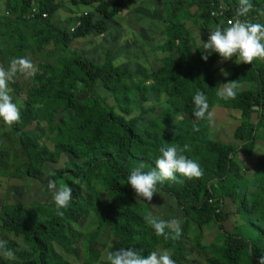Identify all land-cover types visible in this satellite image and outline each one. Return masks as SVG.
Segmentation results:
<instances>
[{"label": "trees", "instance_id": "16d2710c", "mask_svg": "<svg viewBox=\"0 0 264 264\" xmlns=\"http://www.w3.org/2000/svg\"><path fill=\"white\" fill-rule=\"evenodd\" d=\"M15 1V5L7 4L12 14L7 9L0 12V65L7 68L4 58L14 57L33 62L43 50L54 64L36 61L37 73L23 87L16 77L11 81L20 97L24 91V108L20 121L0 138L12 135L22 149L26 165L18 171L19 179L40 180L48 164L60 163L50 168L44 183L52 179L70 187L72 199L61 209L63 216L57 214L54 203L2 205L0 232L15 256L0 255V264H73L62 253L82 259L81 264H98L106 251L120 247H131L143 257L166 249L175 264H192L188 257L194 251L187 249V240L193 242L204 264H259L264 257V152L257 151L260 145L264 149V58L236 64L235 57L223 61L211 53L204 61L203 45L197 44L188 27L189 23L202 25L200 36L206 41L216 25L226 26L221 18L211 17L212 3L220 0H162V29L168 40L158 47L165 54L163 64L149 78L151 88L175 105L171 113L180 120L159 131L137 127L149 113L147 109L140 108L138 115L126 118L105 106L107 100L98 90L118 104L127 92L124 70L116 68L107 55L98 65L71 47L76 40L103 33L106 19L126 11L125 2L64 1L77 10L74 17L78 19L60 29L53 17L65 3L42 0L37 8L47 18L39 15L31 20V0ZM225 1L229 7L226 17H233L239 0ZM251 3L253 8L239 19L264 24V0ZM88 7L93 12L82 11ZM76 22L79 27L70 31ZM221 70L230 74L225 77ZM234 80L240 85L236 98L219 99L220 84ZM75 83L80 86L78 92L86 95L84 100L77 98ZM197 90L208 98V110L201 120L192 116V97ZM136 92L144 95L145 90L138 88L131 94ZM36 106L43 107L39 114ZM214 108L240 113L234 142L213 137L210 112ZM56 113L64 115L57 123ZM166 143L188 145L184 155L203 170L199 179L177 174L174 181L157 185L156 194L176 203L177 210L165 217L179 216L182 236L175 241L156 236L146 225L144 217L151 213L150 208L132 195L126 183L133 168L153 170L158 149ZM67 156L72 157L61 161ZM227 199L236 206V224H230ZM88 218L91 226L82 232V223ZM104 229L110 231L112 244L100 240ZM213 231L212 242L204 244L202 237Z\"/></svg>", "mask_w": 264, "mask_h": 264}, {"label": "rangeland", "instance_id": "374dc122", "mask_svg": "<svg viewBox=\"0 0 264 264\" xmlns=\"http://www.w3.org/2000/svg\"><path fill=\"white\" fill-rule=\"evenodd\" d=\"M56 2L65 3L68 0H55ZM65 1V2H64ZM114 2V0H108ZM122 1V0H120ZM118 1V2H120ZM160 1V0H158ZM6 2V3H5ZM42 0H31V3L34 8H37ZM15 5V0H0V12H4L5 9L12 14L9 10L11 8L7 4ZM129 0H126L125 5H128ZM143 6H146V2H141ZM151 5V3H149ZM155 8L150 9L151 19L146 20L145 14H148V9L143 13L140 12L141 9L137 8L135 14L139 15L138 17H131L127 14L128 7L130 10V5L126 8V11L121 15L112 16L105 21V29L101 34H91L90 36L82 39L81 41H75L71 44V47L77 48L83 52V54L93 61L94 63L100 65L104 61V57L109 56L116 68L124 70L127 78V92L124 95L126 99L122 103L123 99L116 104L111 96L102 90H98L100 96L106 98L105 106L107 108H113L116 113L123 115L126 118H131L136 116L139 113L140 108L147 109L148 114L141 117L140 121L137 123L139 129H155L157 131L163 130V128L168 127L172 128L176 122H178L180 117L172 115L171 111L175 108V105H170L166 100L164 95L158 94L156 89H152L153 82L149 78L150 73L157 67H161L163 64L162 59L165 57V54L158 50V47L164 44L168 38L163 35V17H164V6L162 3H156ZM10 5V6H11ZM69 4L65 3L54 15L53 20L55 25L63 29L75 22L74 17L78 14L77 10L74 8H69ZM126 7V6H125ZM182 8V7H180ZM181 9L178 10V12ZM82 11L93 12L92 8H86ZM130 22V23H129ZM72 25H70L71 27ZM69 27V28H70ZM79 27V26H77ZM191 33L197 40V44L201 45V36L200 32L203 31L202 25H194L189 23ZM32 46V45H31ZM35 47V46H32ZM52 48L50 47V50ZM44 52H39L40 54L33 61V64L36 61L39 63H53L50 60V56ZM6 64H9L10 59L4 58ZM54 64V63H53ZM7 67V65H5ZM227 74L229 70H225ZM17 84L20 87H23L21 84H26L29 81V78H26L23 75L17 74L16 76ZM74 90L77 92V98L84 100L86 95L78 92L80 86L78 83L74 84ZM9 88L11 89V95L13 97V103H16L20 108V115L24 108V91H21V97L14 91L9 83ZM138 88H144L145 93L141 95V92H136V94H131L132 91H135ZM43 110V107L36 106V112L39 114ZM212 119V131L213 137L219 139L223 142H234L233 132L234 129L238 126V117L240 113L232 109H218L214 108L210 112ZM61 113L55 114V123L63 117ZM255 117V116H254ZM41 128V127H40ZM44 130V129H43ZM154 130V131H155ZM10 131V126L6 125L2 120H0V134L4 132L7 133ZM153 131V130H152ZM46 136V135H45ZM49 143L51 147L52 144ZM257 151L264 152L263 147L260 145ZM22 149L12 135H8L0 138V209L4 204H49L54 203L51 199V193L47 189V184L44 183V179L48 174L50 168H55L60 166V163L57 164H48L49 168L44 173V176L40 180H29V179H19L18 171L21 170L25 165L26 161L23 156ZM72 156L62 157L63 159H71ZM132 195L136 197V194L133 190ZM137 198V197H136ZM141 203L147 204L150 208V211L153 215H160L161 219L177 210L176 203L167 196L162 194H154L152 200L142 201L137 198ZM142 199V198H141ZM226 210L232 214L230 219V224L237 223L238 217H235L236 206L229 199L226 200ZM172 218L178 219L179 216L175 215ZM91 226V221L88 218L85 222L82 223V232H85ZM215 232L207 233L202 237L204 244H210L213 240ZM6 239V237L0 232V240ZM16 240L11 238L10 240ZM102 242L107 244L113 243V238L108 229H104L101 233ZM16 241H20L17 239ZM186 246L188 250H193L194 253L188 257V260L192 264H204V259L199 254V252L194 249L193 242L186 241ZM57 251L60 253L59 249ZM62 252V251H61ZM61 254V253H60ZM67 260H70L73 264H81L82 259H75L69 255L62 253L61 254ZM81 256V255H80ZM82 257V256H81ZM98 264H101L99 262Z\"/></svg>", "mask_w": 264, "mask_h": 264}, {"label": "clouds", "instance_id": "9594fccd", "mask_svg": "<svg viewBox=\"0 0 264 264\" xmlns=\"http://www.w3.org/2000/svg\"><path fill=\"white\" fill-rule=\"evenodd\" d=\"M252 8L251 0H239L238 16H246ZM34 9L38 10V8ZM39 12L37 16L44 13ZM7 13L6 15L9 16ZM208 33L207 40L201 41L204 49L201 58L204 61H207L211 53H216L223 61L233 60L235 57L236 64H251L254 60L264 58V24L235 19L227 21L226 26L216 25ZM37 70L33 62L26 57L12 58L7 68L0 65V120L6 125L11 126L20 121V108L13 103L9 83L17 74L30 78L36 75ZM221 71L226 77L227 73ZM220 85L222 87L217 93L219 99L227 101L236 98L240 88L237 80ZM192 103L193 118L204 119L208 110V98L204 92L197 90L192 97ZM194 130L198 131V129ZM188 150V145L166 143L158 149L159 156L154 161L153 170L144 172L142 166L133 168L127 175L126 183L135 192L137 198L150 202L153 195L158 192L157 185L165 181H174L177 174L188 179H199L203 175V170L196 161L184 155ZM47 189L51 193L57 214L63 216L61 209L68 207L72 199V189L65 185H58L52 179L48 180ZM144 220L146 225L154 230L156 236H162L165 240L175 241L182 236L181 223L178 219L165 220L149 213ZM0 255L9 259L15 256L14 251L7 247L5 240H0ZM100 261L101 264H175L166 249L152 251L147 257H143L131 247L106 251ZM259 264H264V257H261Z\"/></svg>", "mask_w": 264, "mask_h": 264}, {"label": "built area", "instance_id": "2783aa9c", "mask_svg": "<svg viewBox=\"0 0 264 264\" xmlns=\"http://www.w3.org/2000/svg\"><path fill=\"white\" fill-rule=\"evenodd\" d=\"M212 7L214 9H212L211 11V17L213 18H221L223 20V22L225 21L226 24H227V21L229 20H235V19H239L240 16H238V10L239 8L238 7H234V15L233 17H230V18H227L226 17V12L227 10H229V7L226 3L225 0H220L218 3H212ZM40 12L36 9H34L32 11V13L29 15V18L30 19H35L36 16L39 14ZM8 14V13H7ZM42 15V18H47V14L46 13H41ZM227 19V20H226ZM80 22H76L75 26L73 28H71V31H73L75 28H77V26H79Z\"/></svg>", "mask_w": 264, "mask_h": 264}, {"label": "crops", "instance_id": "0c3cea01", "mask_svg": "<svg viewBox=\"0 0 264 264\" xmlns=\"http://www.w3.org/2000/svg\"><path fill=\"white\" fill-rule=\"evenodd\" d=\"M117 1H120V0H117ZM120 2H126V0H122ZM141 2H144V0H129V3L126 7H128L130 5L131 8L129 10V7H128V11H130V12H127V14H129L131 17L133 16V18H135V16H137V17L139 16V15L135 14V12L137 11V8H140L141 9L140 12L143 11V13L145 11H147V9H148V14L147 15L145 13L144 14H145V19L149 20L152 18L151 13L149 12L151 9V6H152V9L155 8L157 6L156 3H159V2L162 3V0H160V1H158V0H145L146 6H143V4ZM149 3H151V5ZM133 9H135V12ZM163 35H164V33H163Z\"/></svg>", "mask_w": 264, "mask_h": 264}]
</instances>
